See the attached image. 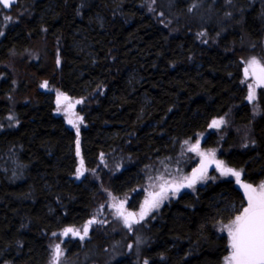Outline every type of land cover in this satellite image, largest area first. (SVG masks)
Listing matches in <instances>:
<instances>
[{
	"label": "trees",
	"instance_id": "1",
	"mask_svg": "<svg viewBox=\"0 0 264 264\" xmlns=\"http://www.w3.org/2000/svg\"><path fill=\"white\" fill-rule=\"evenodd\" d=\"M0 28V64L20 58L0 69V120L12 110L16 121L0 129V264H47L51 234L93 214L88 238L70 245L104 251L110 206L133 212L145 169L185 172V142L221 116L228 125L201 146L220 145L240 181L264 179V86L254 113L242 80L249 58L264 62V0H19L0 7ZM49 87L78 100L80 129L56 114ZM209 175L161 203L139 257L119 246L110 264H220V225L246 201L242 184ZM135 189L127 206L112 203Z\"/></svg>",
	"mask_w": 264,
	"mask_h": 264
},
{
	"label": "rangeland",
	"instance_id": "2",
	"mask_svg": "<svg viewBox=\"0 0 264 264\" xmlns=\"http://www.w3.org/2000/svg\"><path fill=\"white\" fill-rule=\"evenodd\" d=\"M231 4L230 7L232 6V9H235V7H237L235 5V3H229ZM228 8V7H227ZM15 11V10H14ZM4 19L2 21L6 22L9 18H11V16H3ZM10 22V21H9ZM3 28H0V36L3 34ZM30 53H28L27 55H29ZM26 57V56H25ZM255 58L257 61L260 62L261 65H264V62L259 59L258 57H251L249 58L246 63H244L243 66V74H242V80L245 82L246 88H247V92L249 94V85H251L254 89L255 92L257 94V84L254 81L252 75H251V69H249V74L247 75V77L245 76V69L248 67V61H250L251 59ZM11 63V65H10ZM18 63H20V58L19 55L13 56L11 59L4 61L3 63L0 64V69L3 70H10L12 65L16 66L18 65ZM9 68H8V67ZM45 85V84H43ZM49 90L52 91L53 94V101L55 104V112L56 114L60 115L64 121L67 127L72 128V129H80V127H82L84 125L83 119H82V115L79 113L77 107L79 105V102L77 99L74 98H69L64 92L61 91H56L53 90V88L49 87ZM6 92H8L6 89L3 90V92H0V99L4 100L5 99V94ZM66 97V99H65ZM248 99V97H247ZM248 101L251 104L252 107V111L255 113L257 112V106H256V98L252 101H250L248 99ZM71 121V123H70ZM213 121H222L218 127H214L212 126ZM211 124L210 127L208 128L207 131L201 132V133H197L194 135V137L191 140H187L183 146V155L184 158L182 160L185 159V163L187 161H191L188 163L189 167L188 169L183 172V173H179V172H175V173H171L169 170L167 169H162V168H157V170H152V168H148L145 169L146 171H143V175H141V177H143L145 179L144 185H142L141 188V192L140 193V198L139 196L134 197L136 200V205L134 206V210L131 213H134L135 215L133 217H131L129 219V224L131 225L129 227L128 224L125 223V219L121 218V214L118 215L117 214V210L116 208L111 205L109 212L107 214V216L105 217L104 223H99V224H109L111 227V229L109 230L112 234V239H111V244H109V246L107 248H105L104 251H102L101 249L99 250L97 248L96 245H91L88 246L86 249L82 250L80 253L76 250L75 248V244L72 246V244L70 245V243H77V244H82L84 238H88L87 235L90 233L91 229L95 227L94 223H97L98 219H96V217L98 216V214H93L92 217L89 218V221H94V223L89 224L87 222H85L83 225L81 226H67L63 229H60L54 233L51 234V244L49 247V252H48V257H47V264H110L112 263L114 260L121 258L122 256L118 253L119 248H123L125 247L126 249V253H128L129 255H133L134 257H139L138 255L140 254V251L146 246H148V236H147V227L149 226L148 221H152L153 219V213L156 212L160 206L161 203H163L164 201H166L167 199H169L174 192L172 191V187H174V184L177 183L178 181H182L183 179H185L186 177H191L193 175V173L198 170V168L200 166H202L205 162H209L211 160L214 161H219L218 157H217V153L220 150V145H216L215 147H202L201 143L204 140V138L209 134L210 131H215L218 133L219 130L222 131L223 127H226L229 123V116L225 115V116H221L217 119H214ZM15 116H14V112L12 110L9 111V113L5 114L3 116V118L0 120V129H6L9 128L10 126H13L15 124ZM223 135V133L221 134ZM224 136V135H223ZM222 136V137H223ZM199 146L198 148V152H194V151H190L189 149L192 148L194 145ZM185 153V154H184ZM176 161H180L179 159H176ZM83 161H81L77 167L75 168L76 170L73 173V176L71 175V177H73L74 179H81L82 178V174H81V170H82V164ZM220 162V161H219ZM181 162H176V164L173 163L172 167L174 171L178 170V167H181L179 164ZM224 167L228 168L225 164H223ZM213 171V174L216 173L221 177H232L235 181L236 177L232 176V175H222L221 174V170L219 168L216 167H211V168H207L205 170H203L202 173H197L198 178L196 179L195 183L193 184L192 187H188V188H194L197 184L203 183L204 181H206L207 179L211 178L210 172ZM234 171H236L234 169ZM146 174V175H145ZM186 181V179H185ZM184 183H188V180ZM240 184H246L243 181L239 182ZM261 184H264V179H262L261 181H259L256 184H253L252 187L253 188H259V186ZM162 185H167V186H171L168 188L167 194H166V198H164L162 200V202L160 203L158 208H154L151 209L150 211L147 212L146 215H144L143 219L140 218V212L141 209L144 207V202L146 199L150 198V193H157L160 191V188ZM251 185V184H250ZM146 187V188H145ZM144 190V191H143ZM243 195L245 198V207H247L248 204V200H247V196L245 194V189L243 188ZM137 192V191H136ZM135 191L130 192V197L129 194L126 195L125 197H111V200L113 201L112 203L117 204L119 202V200L121 199L120 204H125L126 206L129 204L128 199H130L134 194H136ZM129 197V198H128ZM243 208H241L239 210L238 213H236L230 220H227L226 222L222 223L220 225L222 232L224 233L226 240H227V253L222 257L221 259V263L220 264H226V257H228L230 255V241H229V236H228V232H227V228L225 226L230 225L231 222L235 219L236 216L240 215L241 212L243 211ZM231 210H233V208L231 207ZM111 214H113V218L116 220H112L110 219ZM117 214V215H116ZM118 216L121 218L119 219ZM96 219V220H95ZM119 219V220H118ZM133 221H138V222H133ZM88 226V234L86 236H84L83 239H81L80 237L84 235L83 233V229L85 226ZM68 228H72L74 230H79V235H73L72 233H69L68 235H64V231ZM121 228L123 229L121 232L122 237H115V234L120 232ZM129 236L130 240L129 242L126 244L124 242V237ZM69 243V245H68ZM59 245L60 249H61V254L59 256V260L58 261H54L53 257L55 255V246ZM120 246V247H119ZM102 251V252H101ZM118 253V254H117ZM105 257V258H103ZM89 258H93L96 259L95 261H91L88 260ZM103 258V259H102ZM105 259V260H104Z\"/></svg>",
	"mask_w": 264,
	"mask_h": 264
},
{
	"label": "snow or ice",
	"instance_id": "3",
	"mask_svg": "<svg viewBox=\"0 0 264 264\" xmlns=\"http://www.w3.org/2000/svg\"><path fill=\"white\" fill-rule=\"evenodd\" d=\"M13 0H0V5L8 8L11 6ZM251 69L252 75L256 76L258 84H264V65H261L255 58L248 61V67L245 69V76L249 74ZM46 86V85H44ZM256 98L255 89L249 85L248 99L250 101ZM66 99V97H65ZM222 121H213L212 126L218 127ZM71 123V121H70ZM198 144L190 148V151L198 152ZM203 167L196 170L191 177H186L188 180L187 185L181 183L176 187H172V191L176 192L179 187H192L198 177L197 173L203 172ZM217 167L221 170L222 175H232L236 177L237 182H240V173L234 171L231 168H226L221 162H217ZM171 186L162 185L160 191L157 193H150V198L144 202V207L141 209L140 218L143 219L144 215L148 211L154 208H158L164 198L168 188ZM245 189L248 204L247 207L243 208L240 215L236 216L230 225L225 226L227 228L229 241H230V255L226 257V264H264V184H261L259 188H253L250 184H242ZM123 215V213H120ZM134 213H128L124 217L125 223L129 224V219L133 217ZM138 222V221H133ZM89 224L94 221H89ZM72 233L73 235H79V230L68 228L64 231V235ZM84 235L88 234V226L86 225L83 229ZM61 249L59 245L55 246L54 261L59 260Z\"/></svg>",
	"mask_w": 264,
	"mask_h": 264
},
{
	"label": "water",
	"instance_id": "4",
	"mask_svg": "<svg viewBox=\"0 0 264 264\" xmlns=\"http://www.w3.org/2000/svg\"><path fill=\"white\" fill-rule=\"evenodd\" d=\"M17 1H18V0H13L11 6L14 5V4H16ZM1 6L3 7V5H1ZM11 6H10V7H11ZM10 7H8V8L3 7V8L6 9V10H8V9H10ZM251 75H252V72H251ZM252 77H253L254 81L256 82V84H257L258 86H264V84H258L256 76L252 75ZM203 166H204L205 168L217 167V161L211 160V161H209V162H206ZM217 168H218V167H217Z\"/></svg>",
	"mask_w": 264,
	"mask_h": 264
},
{
	"label": "bare ground",
	"instance_id": "5",
	"mask_svg": "<svg viewBox=\"0 0 264 264\" xmlns=\"http://www.w3.org/2000/svg\"><path fill=\"white\" fill-rule=\"evenodd\" d=\"M18 1H19V0H18ZM18 1H17V2H18ZM0 7H1V6H0ZM4 10H5V9H4ZM4 30H5V28H4ZM6 30H7V29H6ZM6 30H5V31H6ZM2 31H3V30H2ZM72 97H73V96H72ZM78 98H80V97H78ZM81 100H82V99H81ZM80 102H81V101H80ZM81 103H82V102H81ZM78 106H79V105H78ZM80 107H81V106H80ZM80 111H81V110H80ZM81 113H82V112H81ZM81 117H82V116H81ZM80 128H81V127H80ZM74 138H75V137H74ZM75 140H76V139H75ZM75 140H74V141H75ZM78 142H79V141H78ZM73 143H74V142H73ZM73 154H74V153H73ZM192 163H193V162H192ZM74 170H76V169H74ZM70 176H71V175H70ZM72 176H73V174H72ZM81 176H82V175H81ZM67 177H68V176H67ZM71 179H72V178H71ZM71 179H69V180H71ZM75 179H76V178H75ZM79 179H80V178H79ZM135 185H136V184H135ZM133 187H134V186H133ZM136 187H137V186H136ZM145 188H146V187H145ZM137 189H138V188H137ZM134 191H138V190L135 189ZM143 191H144V190H143Z\"/></svg>",
	"mask_w": 264,
	"mask_h": 264
},
{
	"label": "flooded vegetation",
	"instance_id": "6",
	"mask_svg": "<svg viewBox=\"0 0 264 264\" xmlns=\"http://www.w3.org/2000/svg\"><path fill=\"white\" fill-rule=\"evenodd\" d=\"M16 3H17V2H16ZM0 37H2V35H1ZM204 164H205V163H204ZM204 164H203V165H204ZM203 165H202V166H203ZM202 166H201V168H202ZM201 168H200V169H201ZM205 169H207V168L203 167V170H205ZM186 181H187V180H186Z\"/></svg>",
	"mask_w": 264,
	"mask_h": 264
}]
</instances>
